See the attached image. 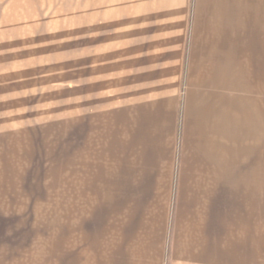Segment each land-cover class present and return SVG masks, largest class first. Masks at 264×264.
I'll return each instance as SVG.
<instances>
[{
	"label": "rangeland",
	"instance_id": "374dc122",
	"mask_svg": "<svg viewBox=\"0 0 264 264\" xmlns=\"http://www.w3.org/2000/svg\"><path fill=\"white\" fill-rule=\"evenodd\" d=\"M136 1L0 0V264H148L187 222L118 138ZM246 189L204 203L209 262L264 264V187Z\"/></svg>",
	"mask_w": 264,
	"mask_h": 264
},
{
	"label": "crops",
	"instance_id": "0c3cea01",
	"mask_svg": "<svg viewBox=\"0 0 264 264\" xmlns=\"http://www.w3.org/2000/svg\"><path fill=\"white\" fill-rule=\"evenodd\" d=\"M134 9L118 73L127 83L121 150L140 154L130 169L149 171L142 184L176 187V207L190 215L174 226L167 257L148 264H216L204 203L220 200L221 187H264V0H147Z\"/></svg>",
	"mask_w": 264,
	"mask_h": 264
}]
</instances>
